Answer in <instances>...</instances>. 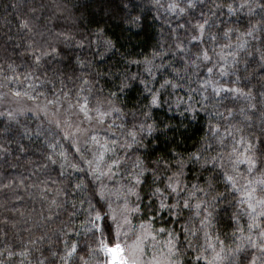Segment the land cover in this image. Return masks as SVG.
<instances>
[{"label": "clouds", "instance_id": "clouds-1", "mask_svg": "<svg viewBox=\"0 0 264 264\" xmlns=\"http://www.w3.org/2000/svg\"><path fill=\"white\" fill-rule=\"evenodd\" d=\"M0 264H264V0H0Z\"/></svg>", "mask_w": 264, "mask_h": 264}]
</instances>
